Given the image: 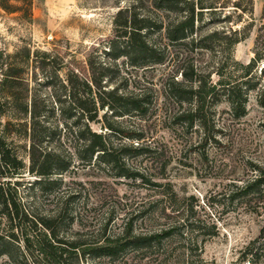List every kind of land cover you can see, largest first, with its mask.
Instances as JSON below:
<instances>
[{"label":"trees","instance_id":"1","mask_svg":"<svg viewBox=\"0 0 264 264\" xmlns=\"http://www.w3.org/2000/svg\"><path fill=\"white\" fill-rule=\"evenodd\" d=\"M35 1L0 0V10L30 22ZM252 6L253 0H132L127 5H117L112 18V34L107 50H104L108 60L89 61L87 76L81 77L70 70L63 85L65 97L85 119L75 132L72 152L66 150L65 156L60 150L47 149L39 156L37 152L41 148L31 139L28 170L41 176L36 183L41 187L60 184L62 176L54 175H62L68 170L74 154L82 166L106 170L113 178L130 179L152 192L164 187L161 190L169 194L170 201L177 202L170 181L160 180L166 179V168L172 158L163 148L149 141L152 135L146 129L156 126L170 129L183 143L179 149L181 153L190 146L188 135L192 130H203L204 138H195L202 144L209 136L205 129H216L214 123L219 104L226 103L229 113L234 118H241L247 111L249 93L255 92L257 104L264 107V81L261 83L260 80L264 66L259 72L257 67L264 58V35L257 40L253 57L243 63L231 52L245 37L243 31L232 25L207 30L213 22H230L232 13L239 16L250 13ZM206 50L221 53L212 69L195 59V54ZM35 52L36 56L38 53L50 55L47 51ZM30 59L27 47L0 54V166L2 174L9 178L6 183H0V214L11 228L4 233L0 230V256L12 257L9 247L16 237L14 231L20 229L24 217L32 226H41L38 228L40 236L25 235L22 239L28 254L35 259L39 256L53 258V253L61 255L67 246L76 250L82 241L58 237L56 226L52 225L53 217H36L24 211L11 187L17 182L11 183V179L19 177L23 169V160L12 150L8 136L13 129L19 128V120L28 112L20 85L24 82L25 64ZM158 68L162 70L160 74H156ZM212 75H216V79ZM122 117L136 118L139 126L127 130L117 128L116 122ZM91 123L97 124L100 131L93 129ZM138 155L148 158L150 165L158 171L149 173L143 167L131 166L128 159ZM254 169L253 177L235 185L228 194L229 200L237 199L248 207L259 205L264 198V165ZM76 195V192H70L60 197L55 214L59 220L70 214V203ZM111 196L99 193L98 202L102 206L101 203ZM170 201L158 207V199L138 200L135 208L125 211L121 217L126 219L122 227L124 233L100 238L114 219L113 203L107 210L108 217L97 229L89 252L103 257H116L125 250L158 252L163 240L175 232L183 234L184 229L189 234L199 232L197 230L202 227L192 218L193 207L189 204L175 209ZM157 208L167 220L165 226L146 232L133 230L131 215L153 223ZM251 208L256 210V207ZM190 238L189 258L179 264H207L199 254L201 246ZM241 256L249 263L264 264V218L260 233L244 245ZM161 264L167 263L161 261Z\"/></svg>","mask_w":264,"mask_h":264},{"label":"rangeland","instance_id":"2","mask_svg":"<svg viewBox=\"0 0 264 264\" xmlns=\"http://www.w3.org/2000/svg\"><path fill=\"white\" fill-rule=\"evenodd\" d=\"M35 2L30 22L0 10V54L12 53L23 47L31 53V59L24 67V82L20 85L28 112L19 120V128L13 129L8 136L12 150L23 160V169L19 177L11 179V183L17 181L11 187L15 189V197L24 211L36 217L52 216V225L56 226L58 237L68 241L80 239L83 244L76 250L67 246L61 255L53 253V258L39 256L35 259L28 254L22 239L25 235H39L38 228L41 226L36 228L23 217L9 247L12 257L0 256V264H161V261L179 264L189 258V237L201 246L199 254L207 264H252L242 259L241 250L260 233L264 198L259 205L248 207L237 199L229 200L228 194L235 185L253 177L255 166L264 165V107L257 104L255 92L249 93L247 111L241 118H234L226 103L219 104L214 123L216 129H205L209 136L202 144L195 138L202 136L203 139V130H192L188 135L190 146L181 153L179 149L183 143L170 129L159 126L146 129L152 135L149 141L163 148L172 158L166 168V179L160 180L170 181L177 202L170 201L169 194L161 190L164 187L152 192L130 179L113 178L106 170L82 166L73 153L68 170L62 175H54L62 176L60 184L41 187L36 183L41 176L28 170L31 139L41 148L37 152L39 156L47 149L60 150L65 156L66 150L72 152L75 132L85 119L65 97L63 85L70 70L81 77L87 76L89 61L108 60L104 50H107L108 38L112 34L113 15L117 5H127L132 0ZM263 3L264 0H253L250 13L241 16L232 13L230 22L220 20L207 26L208 30L232 25L245 33V37L231 50L233 57L240 62L247 63L253 57L257 40L264 35ZM35 51H47L50 55L38 53L36 56ZM195 55L197 61L212 69L221 53L206 50ZM124 66L121 65V68ZM262 66L264 58L257 65L258 72ZM161 71L158 68L156 74ZM212 78L216 79V75ZM260 78L263 83L264 72ZM116 125L121 130H127L139 126V122L136 118L122 117ZM91 126L100 131L97 124L91 123ZM149 161L144 155L128 159L131 166L156 173L157 168L152 167ZM8 180L0 166V183ZM70 192L77 195L71 200L70 214L61 221L55 215L58 203L61 196ZM104 192L112 196L101 206L97 195ZM142 198L158 199V207L167 201L175 209L190 204L193 207L192 218L199 221L201 230L191 234L186 229L183 234L175 232L172 237L163 240L158 252L125 250L116 257L90 253L91 242L95 240L100 224L108 217L110 205L115 203L114 219L108 223L104 236L100 238L123 234L126 219L121 217L125 211L134 209L136 202ZM251 207H256V210ZM154 213L153 223L131 215L133 230L146 232L165 226L167 220L158 208ZM10 229L8 220L0 214V230L4 233Z\"/></svg>","mask_w":264,"mask_h":264}]
</instances>
